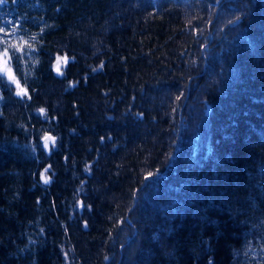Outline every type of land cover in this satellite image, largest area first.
I'll return each mask as SVG.
<instances>
[{"label": "trees", "instance_id": "1", "mask_svg": "<svg viewBox=\"0 0 264 264\" xmlns=\"http://www.w3.org/2000/svg\"><path fill=\"white\" fill-rule=\"evenodd\" d=\"M1 15L36 51L0 89V264H264V0Z\"/></svg>", "mask_w": 264, "mask_h": 264}, {"label": "snow or ice", "instance_id": "2", "mask_svg": "<svg viewBox=\"0 0 264 264\" xmlns=\"http://www.w3.org/2000/svg\"><path fill=\"white\" fill-rule=\"evenodd\" d=\"M8 0H0V6L6 4ZM13 3H16L17 0H12ZM242 17H236V20H240ZM236 20L229 19L228 23L233 24L236 22ZM209 24L213 23V21L209 20ZM23 31V23L21 20H16L15 17L11 19H3L0 18V45H2V49H0V89H4L9 91V94H11V86L14 85L16 88L15 95L17 97H20L21 100L23 97L28 96V92L21 86V82L16 80L15 75H13V68L16 69V71H19V65L18 60L19 56L17 53H22L25 51V47L35 52L36 50L32 48V44L25 40L23 37L19 36V33ZM43 31V29L41 30ZM195 31V30H194ZM16 39V43H12V40ZM33 40H35V37H32ZM62 58L57 57V61L59 62ZM63 59H67L66 57ZM57 67V66H54ZM57 71L59 72V69L57 67ZM6 80V83L4 82ZM183 93L180 95H177L175 97L176 101H180L182 99ZM20 102V101H18ZM41 114H44L45 109L40 108L39 109ZM2 115V113H0ZM38 139L36 141L37 145H39L40 140H43V148L48 149L49 148V142H54L56 140L55 136L49 135L48 131H45L43 137H39V133L37 132ZM103 139V137L101 138ZM85 171L87 172L88 169L86 168ZM153 177L152 172H148L147 176L145 177V180L148 178ZM40 179L45 183L48 184V178L45 176L44 172L40 173ZM81 207L83 208V202H81ZM87 227V223L84 225ZM264 251V250H262ZM105 260L108 259L107 256L104 257ZM211 264V261L209 262Z\"/></svg>", "mask_w": 264, "mask_h": 264}, {"label": "rangeland", "instance_id": "3", "mask_svg": "<svg viewBox=\"0 0 264 264\" xmlns=\"http://www.w3.org/2000/svg\"><path fill=\"white\" fill-rule=\"evenodd\" d=\"M217 5L218 4H216V7H217ZM0 18H3V19H11L10 17H7V16H3V15H1V17ZM17 42V40L16 39H13L12 40V43H16ZM0 47L2 48L3 46L2 45H0ZM13 75H14V73H13ZM0 105H1V101H0Z\"/></svg>", "mask_w": 264, "mask_h": 264}, {"label": "water", "instance_id": "4", "mask_svg": "<svg viewBox=\"0 0 264 264\" xmlns=\"http://www.w3.org/2000/svg\"><path fill=\"white\" fill-rule=\"evenodd\" d=\"M209 110H210V107H209V105H207V107H206V111H205V114H206V115H208Z\"/></svg>", "mask_w": 264, "mask_h": 264}, {"label": "bare ground", "instance_id": "5", "mask_svg": "<svg viewBox=\"0 0 264 264\" xmlns=\"http://www.w3.org/2000/svg\"><path fill=\"white\" fill-rule=\"evenodd\" d=\"M186 101H187V97L185 98V100H184V102H183V105L186 103ZM181 112V111H180Z\"/></svg>", "mask_w": 264, "mask_h": 264}]
</instances>
